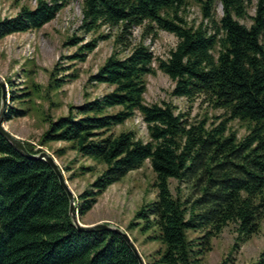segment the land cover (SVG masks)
Listing matches in <instances>:
<instances>
[{
    "label": "trees",
    "instance_id": "1",
    "mask_svg": "<svg viewBox=\"0 0 264 264\" xmlns=\"http://www.w3.org/2000/svg\"><path fill=\"white\" fill-rule=\"evenodd\" d=\"M67 1L36 0L32 9L21 7L13 17L0 19V40L40 29ZM192 1L205 21L196 26L187 25L183 17L188 0H81L78 31L82 34L116 29L113 45L126 49L130 32L139 28L142 38L153 41L156 31H163L176 44L164 60L154 58L141 42L123 58L108 56L87 82L105 85L110 91L68 107L63 116L45 117L47 126L37 144L65 143L79 156L104 166L73 200L78 219L109 186L148 162L156 193L153 201L135 212L134 221L142 224V232L153 230L149 239L163 249L156 252V260L145 264H201L210 240L224 227L233 225L236 240H246L258 231L264 215V0L255 1L251 16L246 0ZM217 5L219 17L215 16ZM246 18L248 26L239 22ZM108 38L100 34L83 42L81 37H69L63 46L75 51L63 59L82 63L99 41ZM153 62L173 83L172 97L187 102L200 98L209 108L221 111L219 121L207 125L203 118L191 123L186 114H175L167 104H144V77L153 74ZM76 78L68 65L55 63L47 89L57 90ZM4 83L10 104L3 121L24 117L28 107L11 104H27L38 87L30 84L15 90L11 81ZM113 108L119 110L109 113ZM135 113L145 124L147 142L129 131L110 132ZM231 121L247 124V134L240 140L228 130ZM22 145L29 154L40 152ZM63 152L60 149L54 155ZM88 171L80 167L78 175ZM169 179L187 184L188 196L173 197ZM188 232L201 234L188 239ZM0 264L138 261L117 233L77 230L68 215L67 197L49 166L21 157L0 135ZM251 264H264V250Z\"/></svg>",
    "mask_w": 264,
    "mask_h": 264
},
{
    "label": "rangeland",
    "instance_id": "2",
    "mask_svg": "<svg viewBox=\"0 0 264 264\" xmlns=\"http://www.w3.org/2000/svg\"><path fill=\"white\" fill-rule=\"evenodd\" d=\"M246 1L247 14L251 16L256 0ZM35 2L36 0H0V19L13 17L21 7L32 9ZM80 8L81 0H68L66 6L55 15L54 19L40 29L12 34L0 40V81H11L15 90L23 87L28 88L30 84L38 87V90L31 94L27 104L23 106L16 102L11 104L15 108L28 107V114L21 118L3 121V128L21 142L30 145L33 150L38 149L52 157L55 165L61 171L73 200L98 176L104 166L92 159L79 156L65 143L53 142L42 147L38 146L39 137L47 126L44 118L55 119L63 116L68 107L80 106L84 102L99 98L110 91V87L102 84H90L87 79L111 54L123 58L131 48L141 42L151 51L154 58L164 60L176 44V39L171 34L156 31V38L151 41L149 37H141V29L134 28L130 32V36L127 37L128 48L114 47L113 40L117 33L116 29L100 28L88 34L78 31L81 20ZM220 14L221 10L217 5L215 16L219 17ZM183 17L187 25L196 26L202 21L199 8L192 0H188ZM239 22L245 26L250 23L247 18L239 20ZM100 34H108L109 38L99 41L97 47L86 57L84 62L70 64L63 59L75 51V48L63 46L69 37H81L83 42H87ZM261 42L264 45V37L261 38ZM55 63H59L61 66L68 65L70 72L71 70L76 71L77 78L66 82L57 90H51L47 89L48 74ZM151 67L154 70L153 74L144 77V104H167L173 108L175 114H186L187 121L191 123L203 118L207 120V125L219 121L221 111L209 108L200 98L187 102L184 98L172 97L170 92L173 83L156 70L155 62ZM9 104L6 101L5 107ZM118 110L119 108H113L108 112L114 113ZM228 130L235 134L237 140H240L247 134V124L231 121L228 123ZM127 131L142 142L148 141L145 124L138 113L110 130L114 135ZM60 149H64L63 154L61 156L54 155V151ZM80 167L89 168V171L78 175ZM153 183L154 174L148 162L145 161L139 169L130 171L119 182L109 186L96 199L91 210L76 220L82 225L99 223L117 228L128 237L142 262L144 264L151 263L156 260V252L161 251L163 246L158 241L149 239L154 233L153 230L147 232L140 230L142 224L134 221V214L141 206L154 200L156 191ZM168 188L173 197L184 199L189 194L187 184L173 179L168 180ZM130 224H132V228L128 229ZM200 234L201 232H188L187 238L194 239ZM234 244L236 247L231 251ZM263 250L264 215L259 223L258 231L246 240H236L233 225L224 227L217 236L210 240V249L203 255L201 264H220L222 261L225 264H251L258 259Z\"/></svg>",
    "mask_w": 264,
    "mask_h": 264
},
{
    "label": "water",
    "instance_id": "3",
    "mask_svg": "<svg viewBox=\"0 0 264 264\" xmlns=\"http://www.w3.org/2000/svg\"><path fill=\"white\" fill-rule=\"evenodd\" d=\"M0 135L8 142V144L21 156L27 159H32V160H41L44 161L49 168L52 170L54 173L55 177L57 178L58 184L60 188L63 190L65 193L67 200H68V215L70 218L71 223L75 226V228L79 231L83 232H95V231H109V232H115L118 235L121 236V238L125 241L129 249L132 251L134 256L136 257L138 264H142L135 248L129 241L128 237L122 233L120 230H118L115 227H112L110 225L106 224H92V225H82L79 224L76 220V212H75V207H74V201H73V196L66 187L65 181L62 177L61 171L58 169V167L55 165L52 157L48 156L44 152H39L36 155H32L26 152L24 149L22 142L8 133L4 128H3V122H2V117L6 105V87L4 82L0 81Z\"/></svg>",
    "mask_w": 264,
    "mask_h": 264
},
{
    "label": "bare ground",
    "instance_id": "4",
    "mask_svg": "<svg viewBox=\"0 0 264 264\" xmlns=\"http://www.w3.org/2000/svg\"><path fill=\"white\" fill-rule=\"evenodd\" d=\"M6 101H7V97H6ZM2 122H3V119H2ZM5 129V128H4ZM25 149V148H24ZM75 207V206H74ZM76 212V211H75ZM76 218H77V216H76ZM138 254V253H137ZM139 256V255H138ZM139 258H140V256H139ZM140 260H141V258H140ZM141 262H142V260H141ZM142 264H144L143 262H142Z\"/></svg>",
    "mask_w": 264,
    "mask_h": 264
}]
</instances>
